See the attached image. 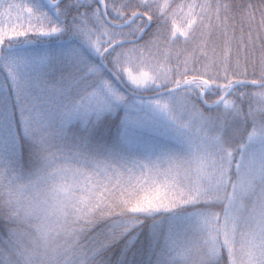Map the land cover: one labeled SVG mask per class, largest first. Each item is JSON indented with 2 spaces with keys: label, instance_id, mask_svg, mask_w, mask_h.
<instances>
[{
  "label": "snow or ice",
  "instance_id": "1",
  "mask_svg": "<svg viewBox=\"0 0 264 264\" xmlns=\"http://www.w3.org/2000/svg\"><path fill=\"white\" fill-rule=\"evenodd\" d=\"M0 264H264V0H0Z\"/></svg>",
  "mask_w": 264,
  "mask_h": 264
}]
</instances>
